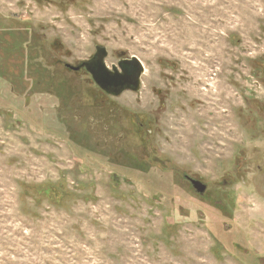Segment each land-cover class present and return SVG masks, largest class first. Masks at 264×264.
Listing matches in <instances>:
<instances>
[{"label": "rangeland", "instance_id": "374dc122", "mask_svg": "<svg viewBox=\"0 0 264 264\" xmlns=\"http://www.w3.org/2000/svg\"><path fill=\"white\" fill-rule=\"evenodd\" d=\"M25 40L33 62L6 52ZM0 44V264H264V0H0ZM97 44L109 65L120 51L144 64L140 91L113 100L146 115L155 167L136 168L133 123L96 122L84 74L65 72L83 117L72 97L69 128L37 111L35 71Z\"/></svg>", "mask_w": 264, "mask_h": 264}, {"label": "flooded vegetation", "instance_id": "af4514ba", "mask_svg": "<svg viewBox=\"0 0 264 264\" xmlns=\"http://www.w3.org/2000/svg\"><path fill=\"white\" fill-rule=\"evenodd\" d=\"M25 41L26 42L24 43L19 42L18 45L14 43L15 44L14 46H8L7 48H9L10 50H6V52L15 53L19 55L20 59H22V61H24L25 63L29 61L33 62L32 59H30V55L28 53L30 45H33V44H31L27 40ZM62 44H63L62 42L59 44L60 48H62ZM3 46H4L3 44H0V47H3ZM38 49L40 50H38L36 58H38L40 55H43L44 54L43 51H45L44 47L38 48ZM48 53L52 56L51 52H48ZM127 54L128 53L126 51L118 52L117 61L109 65L107 62V58L109 57L108 48L103 44H97L95 45L94 51L90 54V56L87 59H84L78 63H72V62L59 60V61H51L49 65L47 64L48 62L44 61L47 65H43L44 68L41 67L42 71L36 70L35 72L41 77H44V74H45L46 77H48L49 82H48V87L45 90H40L41 93L37 97V100L40 99V103L38 105L37 111L42 115L43 118L51 114L50 110L53 111L54 115H52L53 116L52 120H54V122L57 123L59 126L63 125V126L68 127V123L71 119L68 118L67 115H63L64 114L63 110L66 108H62V106H63L64 100L69 101V99L72 97L73 98L72 105L73 104L76 105V110H82V112H80L79 115L80 117H83L85 115V111L83 110L86 107L82 105V99L80 97V94L79 95L77 94V92H80V91H76L77 90L76 86L71 85V83L69 82L71 80L70 77H68V80L65 81V78H66L65 72L68 71L69 73L74 72L77 74L86 75L87 78L89 79V83L93 85V87L89 89L90 92H87V94L93 95V98H92L93 100H92V103L89 105V107L94 111L97 110V115L99 116L98 118H96V122L101 123L103 120H105L106 126L107 127L109 126L110 128L113 125H115V123H133L134 129L136 131L138 141H139L138 144L143 149V153L140 154L139 152V155L138 156L136 155L135 160H137L136 161V163L138 164L137 167L135 164H133V167L144 170L146 169L145 167L147 168L155 167L157 164V160H158V158L156 157L157 156L156 148H154L152 144V140H151L152 134H153V128L147 125L146 115L142 113H131L128 109H123L124 107L119 106V104L115 100H113L114 98L120 97L126 91L139 92L142 86V77L145 73V67H144V71L140 75V83H139L138 90H134L132 88H125L124 90H121V87H123L124 85H127L125 83L130 84L129 82H122L119 79V74L120 75L124 74L122 66L132 67L131 59L134 55L128 57ZM64 55L67 58L70 57L71 51H66ZM43 57L45 59L47 58L46 56H43ZM1 58H3V56H1ZM58 65L62 66V70L60 69L55 70V71L47 70V68L54 70L58 67ZM49 71L51 73L46 74ZM57 76H61L60 80H59V77ZM10 77L13 78V76H10ZM129 79L131 82L134 79V76L132 75L131 77H129ZM102 81L110 82L111 84L109 85H111V87L109 89L104 88L100 84V82ZM114 83L116 85H113ZM38 84H41L40 80L38 81ZM88 86L91 87V85H88ZM12 89L13 88L11 87L10 91H12ZM94 90H96L95 93H93ZM39 92L37 93V95L39 94ZM28 93H32V92H28ZM7 94H9V92H7ZM45 94H48V97L53 99L52 103L55 102L53 107L51 105L48 106L49 102L48 100H45L44 98ZM23 95L25 96L23 100L29 101L28 97L31 94L25 93ZM16 108L14 107L12 108L14 109L16 115H19L21 111H26L24 108H21V107H16ZM61 115L64 116L63 120H61ZM122 136L123 134L121 135V137ZM120 143L121 145H124L122 142V139L120 140L118 144ZM126 148H128L127 145H126ZM87 149L91 152H94V155L90 152L93 156L91 154L88 155L89 160H93L94 157H102L106 160L105 162L111 166V164L106 159V158L110 159L111 157L110 154H107L108 151L104 150L103 152L102 151L96 152L89 148ZM121 149L123 148L121 147ZM127 152L128 151L125 150L123 154ZM120 158L117 156L116 162L118 164L111 162L112 165H117L118 167H122L123 164L121 165V162L119 160ZM89 163L91 162L89 161ZM181 174L183 176L182 177L183 180L187 182V184H189L191 189L196 191L201 197L206 196L208 192V186H209L207 181H205L200 176L199 177L192 176L188 173H183V172H181ZM227 176L228 177L223 178V181L226 186L225 188L227 190L223 191V195H218L217 198L214 199V202H215L214 206L218 210L224 209V207L229 206V205H226L225 202H230L232 199L235 198V191L230 189L234 187V185L236 184L235 179L231 173H229ZM193 181H196L199 184L203 185L205 187L204 190L199 191L195 187V184L193 183Z\"/></svg>", "mask_w": 264, "mask_h": 264}, {"label": "water", "instance_id": "95a60500", "mask_svg": "<svg viewBox=\"0 0 264 264\" xmlns=\"http://www.w3.org/2000/svg\"><path fill=\"white\" fill-rule=\"evenodd\" d=\"M131 63H132V67L131 66L130 67L122 66L124 74L123 75L119 74L120 81L130 83V84L125 83L127 85H124L123 87H121V90H124L125 88H132L134 90H138V88H139L140 75L144 71V65L141 62V60L136 56L132 57ZM132 75L134 76V79L130 82L129 77H131ZM100 84L106 89H109L111 87V85H109V84H111L110 82L102 81V82H100ZM113 85H116V84L114 83ZM193 183L195 184V187L199 191L204 190L205 187L203 185L199 184L196 181H193Z\"/></svg>", "mask_w": 264, "mask_h": 264}]
</instances>
